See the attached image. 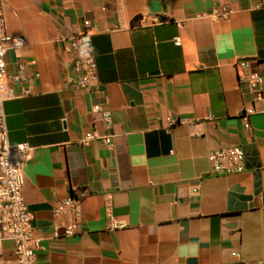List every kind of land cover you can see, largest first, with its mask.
Here are the masks:
<instances>
[{
  "label": "crops",
  "instance_id": "crops-1",
  "mask_svg": "<svg viewBox=\"0 0 264 264\" xmlns=\"http://www.w3.org/2000/svg\"><path fill=\"white\" fill-rule=\"evenodd\" d=\"M4 15L26 40L6 55L4 113L9 142L32 149L23 197L38 264H264V100L246 87L256 72L264 93V0H7ZM85 20L93 90L76 87L67 44ZM87 133L112 146L81 144ZM233 146L244 171L212 174L209 153ZM69 195L78 232L55 238ZM0 264H18L14 242L0 240Z\"/></svg>",
  "mask_w": 264,
  "mask_h": 264
},
{
  "label": "built area",
  "instance_id": "built-area-1",
  "mask_svg": "<svg viewBox=\"0 0 264 264\" xmlns=\"http://www.w3.org/2000/svg\"><path fill=\"white\" fill-rule=\"evenodd\" d=\"M7 0H0V240L12 241L15 244V255L18 264H38L36 261V249L39 240L36 238L33 227V215L30 212L23 197L24 170L31 160V147L27 144L12 145L8 139L6 115L4 103L12 96L7 87V66L6 55L9 51L18 52L26 45V40L21 36H12L4 15V8ZM228 12L224 9L215 14L222 18ZM84 30L67 39L68 52L71 55L72 68L75 84L78 89L93 90L97 86V65L93 51L92 38L94 35L91 23L83 21ZM176 46L181 43L178 38L174 39ZM250 62H239L240 68H245ZM20 69L23 65H19ZM246 87L252 96L254 103H261L264 100L263 77L256 72L246 75ZM93 112L111 123V113L95 106ZM255 108L245 109L242 118L246 121L245 128L249 129V118L256 114ZM175 121L169 120L168 127L175 125ZM112 134L96 135L87 133L81 140V144L88 145L94 141H101L105 146H112ZM210 172L214 175H234L244 171V152L238 146L219 148L208 155ZM198 187V186H197ZM55 219H65L64 224H55L54 237H59V230L62 229V237L70 238L78 232L79 220L81 217V200L74 196H67L58 202L53 210ZM122 225L113 219L108 226L109 229H116Z\"/></svg>",
  "mask_w": 264,
  "mask_h": 264
}]
</instances>
